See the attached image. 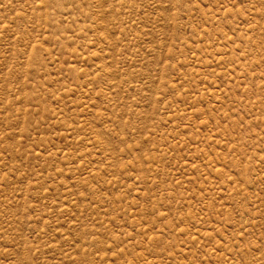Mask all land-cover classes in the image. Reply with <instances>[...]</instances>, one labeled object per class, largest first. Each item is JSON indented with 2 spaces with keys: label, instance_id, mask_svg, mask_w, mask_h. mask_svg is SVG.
I'll return each mask as SVG.
<instances>
[{
  "label": "rangeland",
  "instance_id": "374dc122",
  "mask_svg": "<svg viewBox=\"0 0 264 264\" xmlns=\"http://www.w3.org/2000/svg\"><path fill=\"white\" fill-rule=\"evenodd\" d=\"M0 264H264V0H0Z\"/></svg>",
  "mask_w": 264,
  "mask_h": 264
}]
</instances>
